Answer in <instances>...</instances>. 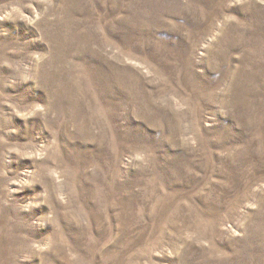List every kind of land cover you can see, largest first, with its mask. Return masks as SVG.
I'll use <instances>...</instances> for the list:
<instances>
[{"label": "rangeland", "instance_id": "rangeland-1", "mask_svg": "<svg viewBox=\"0 0 264 264\" xmlns=\"http://www.w3.org/2000/svg\"><path fill=\"white\" fill-rule=\"evenodd\" d=\"M0 264H264V0H0Z\"/></svg>", "mask_w": 264, "mask_h": 264}]
</instances>
